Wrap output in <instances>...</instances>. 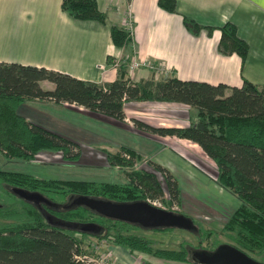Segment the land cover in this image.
Masks as SVG:
<instances>
[{"label":"trees","instance_id":"trees-1","mask_svg":"<svg viewBox=\"0 0 264 264\" xmlns=\"http://www.w3.org/2000/svg\"><path fill=\"white\" fill-rule=\"evenodd\" d=\"M157 4L166 11L176 12L174 0H158ZM61 9L74 19L101 22L106 19L96 0H61ZM183 23L193 34L202 28L186 17H183ZM206 29L210 34L213 27L207 26ZM219 30V53H235L244 63L249 45L238 36L236 26L226 22ZM110 37L123 51L133 47L131 55H124L118 61L117 77L111 82L97 83L45 67L0 62V151L9 158L28 161L43 151L60 152L66 161L79 159L81 146L78 143L34 124L18 113L19 106L29 100L75 104L117 121L124 120L123 108L132 101L188 104L197 112L196 122L188 127H154L136 119L134 124L152 133L188 139L199 145L216 166V183L237 200L235 208L227 215L222 233L231 245L249 256L262 252L264 84H254L245 78L239 87L183 80L165 66L159 78L152 70L148 79L134 81L128 74L130 57L135 54L133 30L112 24ZM107 62L115 65L113 57H107ZM44 81L52 83L53 87L44 88ZM101 151L111 167L126 170L124 183L35 178L23 172L0 169V184H5V192L20 203L16 206L0 205V264H84L81 256L96 255L88 245L85 246L86 237L120 245L136 256L144 253L178 264H197L191 260L190 252L199 248H191V243H181L178 249L157 247L153 240L135 233L140 227L136 224L99 216L83 206L65 210L54 209L43 202L37 206L19 198L11 190L21 188L37 192L56 204H67L70 197L77 195L114 201L160 200L170 206L165 210L191 220L194 228L187 231L197 234L198 246L202 239L211 237L213 232L202 229L191 216L171 209V205L182 203L183 190L167 168L151 159L146 161L150 169L137 168L136 164L143 158L123 147L115 152ZM123 153L130 157L126 158ZM41 209L64 221L93 223L98 230L83 232L53 225L46 220ZM220 244L223 243L215 241L204 249L213 250Z\"/></svg>","mask_w":264,"mask_h":264},{"label":"crops","instance_id":"crops-1","mask_svg":"<svg viewBox=\"0 0 264 264\" xmlns=\"http://www.w3.org/2000/svg\"><path fill=\"white\" fill-rule=\"evenodd\" d=\"M96 1L106 15L104 22L72 18L61 9V0H0V62L45 67L97 83L111 82L117 77V68L107 62V57L131 55L133 47L128 51L117 48L111 40L110 27L125 25L130 12L135 57L139 60L160 62L183 80L239 87L245 78L254 84H264V0H174L176 12L162 9L158 0ZM183 17L201 25V30L191 33ZM226 22L233 23L238 36L249 45L244 63L235 53L223 55L217 50L219 27ZM207 26L213 27L210 34ZM151 74V70L142 67L131 78L145 80ZM42 86L53 87L47 81ZM123 110L124 120L117 121L83 106L33 99L21 104L18 113L78 143L84 150L80 159L87 153L84 146L100 152L102 149L115 152L123 147L143 158L136 164L137 168H143L144 150L154 148L148 158L167 168L179 186L183 180L175 169L178 164L192 178L197 176L194 170L209 175L206 159L211 160L199 145L188 139L152 133L134 124L136 119L154 127H188L197 120L193 107L178 102L132 101ZM128 131L144 142L131 139ZM90 154L84 163L92 166L98 158ZM54 157L60 159V154L41 152L33 161L49 162ZM86 245L96 255L109 254L117 264L149 263L110 242L85 239Z\"/></svg>","mask_w":264,"mask_h":264},{"label":"rangeland","instance_id":"rangeland-1","mask_svg":"<svg viewBox=\"0 0 264 264\" xmlns=\"http://www.w3.org/2000/svg\"><path fill=\"white\" fill-rule=\"evenodd\" d=\"M157 77L159 78L160 75ZM70 121L74 124L82 125V123L78 122L77 120L70 119ZM104 133L105 132L103 131V134ZM107 133H109L110 135V132ZM129 133L132 134L131 139L134 137L135 141H138L139 139H141L142 141L144 140L143 138L138 139L139 136L134 132L131 133L130 131ZM148 141L151 143L149 139ZM84 147L86 148L87 152L86 156H83L80 159V155V161L78 159L76 161L69 162L61 158L62 153L60 152L54 153L60 154V159L58 157H54L49 162H42V159L40 161L38 160L39 162H37L33 161L35 158L29 161L22 160L20 158H9L7 157V154L0 151V169L23 172L29 174L32 177L44 179L81 180L110 183H124L126 181V170L121 167H111L107 163V160L102 152L94 150L87 146ZM80 151L81 154L84 150L81 149ZM154 151V148L153 151L150 149H145L144 153L146 156L144 160L147 161L149 159V155H151ZM42 153L53 152L43 151ZM90 153L96 154L98 158L96 160V164L92 166L86 165L84 163L85 158L88 156V154L91 156ZM103 158L104 160H106V162L103 160ZM206 160V162H208L206 163V165L210 169L208 171L209 175L207 176H203L199 171L194 170V172L197 173V176H193L192 178V174L183 167H181L180 164L175 167L180 176L179 178L183 180L182 182H180V187L183 188V200L180 205H171V209H177L191 216L201 225L202 229L213 232L211 233V237L202 239L201 245L198 246L200 239L197 234H191L189 231L181 228H172L170 230H158L144 229L142 227H139L135 230L136 234L153 240L154 245L157 247H164L170 249L180 248L181 243H184V245H187V243H191V246H193L191 248L198 247L199 249H208V246H210L212 242L215 241L218 243L231 245L229 239L224 233H222V226L226 221L227 215L230 213L231 210L235 208L237 200L233 195L228 193L225 189L221 188L216 183V166L214 165L212 160ZM143 168L150 169L148 165H144ZM185 172L189 175H186ZM160 179L163 183L161 177ZM6 189L7 187L5 184H0V205H19L20 203L17 201L16 198L10 196L7 192H5ZM148 200L151 201V203L155 202L156 205L160 203L164 208L170 207L160 200ZM86 239L96 240L95 238L91 237H86ZM138 256H141V259L144 263L149 262V264H178L175 261L158 259L156 257H152L144 253H140L138 254ZM250 257L264 264V250L258 254H250Z\"/></svg>","mask_w":264,"mask_h":264},{"label":"water","instance_id":"water-1","mask_svg":"<svg viewBox=\"0 0 264 264\" xmlns=\"http://www.w3.org/2000/svg\"><path fill=\"white\" fill-rule=\"evenodd\" d=\"M11 190L19 198L37 206L40 202L57 210L83 206L99 216L136 224L144 229L181 228L192 230L194 228L188 217L175 214L149 201L140 199L114 201L103 197L77 195L70 197L67 204H56L49 202L37 192H30L21 188H12ZM41 211L46 220L53 225L83 232L98 230V227L93 223L68 222L56 218L44 209ZM190 254L191 260L197 264H262L229 244H220L213 250L192 249Z\"/></svg>","mask_w":264,"mask_h":264},{"label":"built area","instance_id":"built-area-1","mask_svg":"<svg viewBox=\"0 0 264 264\" xmlns=\"http://www.w3.org/2000/svg\"><path fill=\"white\" fill-rule=\"evenodd\" d=\"M127 27V29L129 30H133V22L131 20V14L130 12L127 13V17H126V21H125V25ZM130 62H129V66H128V74L130 76H133L134 72L139 69V68H147L149 70H154L156 72V77L162 74V71L165 70V65H163L162 63L158 62V64H156L154 61L151 60H139L138 58L135 57V54L133 56L130 57ZM121 58H116L115 59V67L118 65V61ZM123 155L126 158H129V154L128 153H123ZM149 201V200H148ZM151 202V201H149ZM152 204L156 205L155 202H153ZM160 208H164L162 207V205L159 203L158 205H156ZM174 209V208H173ZM80 260H82L84 262V264H117L115 261H113V259L110 257L109 254L107 253H103L101 255H83L80 257Z\"/></svg>","mask_w":264,"mask_h":264}]
</instances>
